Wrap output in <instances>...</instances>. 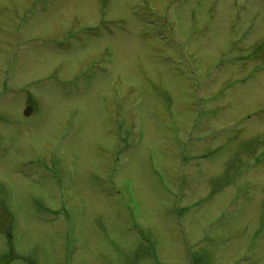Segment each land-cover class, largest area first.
Returning a JSON list of instances; mask_svg holds the SVG:
<instances>
[{"label":"rangeland","instance_id":"obj_1","mask_svg":"<svg viewBox=\"0 0 264 264\" xmlns=\"http://www.w3.org/2000/svg\"><path fill=\"white\" fill-rule=\"evenodd\" d=\"M0 264H264V0H0Z\"/></svg>","mask_w":264,"mask_h":264},{"label":"water","instance_id":"obj_2","mask_svg":"<svg viewBox=\"0 0 264 264\" xmlns=\"http://www.w3.org/2000/svg\"><path fill=\"white\" fill-rule=\"evenodd\" d=\"M30 112H31V108H28V109L25 111V114H26V115H29Z\"/></svg>","mask_w":264,"mask_h":264}]
</instances>
